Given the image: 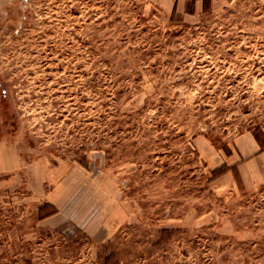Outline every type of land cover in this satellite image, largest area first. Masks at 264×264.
I'll return each mask as SVG.
<instances>
[{"label": "rangeland", "instance_id": "rangeland-1", "mask_svg": "<svg viewBox=\"0 0 264 264\" xmlns=\"http://www.w3.org/2000/svg\"><path fill=\"white\" fill-rule=\"evenodd\" d=\"M250 133L264 0H0V264H264Z\"/></svg>", "mask_w": 264, "mask_h": 264}, {"label": "crops", "instance_id": "crops-1", "mask_svg": "<svg viewBox=\"0 0 264 264\" xmlns=\"http://www.w3.org/2000/svg\"><path fill=\"white\" fill-rule=\"evenodd\" d=\"M205 151L210 162L221 160L218 150L212 152L206 149ZM209 153L212 154L210 157L207 155ZM226 160L227 164L237 166L241 179L247 187H256L264 183V149L252 133L242 134L236 138L234 148L229 152ZM20 166L21 156L17 148L0 138V172H12Z\"/></svg>", "mask_w": 264, "mask_h": 264}, {"label": "trees", "instance_id": "trees-1", "mask_svg": "<svg viewBox=\"0 0 264 264\" xmlns=\"http://www.w3.org/2000/svg\"><path fill=\"white\" fill-rule=\"evenodd\" d=\"M203 1L205 3L207 0H203ZM193 2H195V0H193ZM175 9L176 8H174V10ZM254 136H255L256 140L258 141V143L260 144L261 148L264 149V139L257 133H254ZM231 169L234 170V172L238 175V171H237L236 167H230L226 164L221 165L220 167L213 169L212 174L214 175L215 178H217V177L221 176L222 174H224L225 172H227L228 170H231ZM47 206H48V204H44V205L39 207L40 214H41V215H39L40 219L57 212V210H53L52 212L47 213L46 215L42 214L44 208ZM170 231H172V230H169V229H163L162 230V232H170ZM100 263L101 264H120L117 251L114 249H111L109 251V253L102 260H100Z\"/></svg>", "mask_w": 264, "mask_h": 264}]
</instances>
